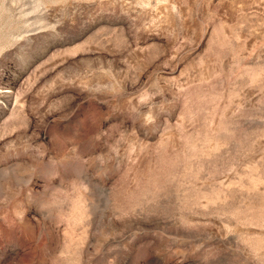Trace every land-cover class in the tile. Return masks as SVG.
<instances>
[{"label": "rangeland", "instance_id": "obj_1", "mask_svg": "<svg viewBox=\"0 0 264 264\" xmlns=\"http://www.w3.org/2000/svg\"><path fill=\"white\" fill-rule=\"evenodd\" d=\"M0 264H264V0H0Z\"/></svg>", "mask_w": 264, "mask_h": 264}]
</instances>
